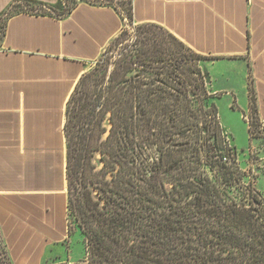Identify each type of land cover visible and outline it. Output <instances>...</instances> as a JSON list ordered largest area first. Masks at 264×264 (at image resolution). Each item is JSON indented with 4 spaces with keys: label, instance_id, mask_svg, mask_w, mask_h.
Listing matches in <instances>:
<instances>
[{
    "label": "trees",
    "instance_id": "16d2710c",
    "mask_svg": "<svg viewBox=\"0 0 264 264\" xmlns=\"http://www.w3.org/2000/svg\"><path fill=\"white\" fill-rule=\"evenodd\" d=\"M79 1L113 7L133 28L109 42L66 104L67 218L85 248L77 264H264V196L220 124V95L200 67L214 58L134 24L131 0H13L0 42L10 17L60 19ZM248 100L251 127L264 130L251 83ZM0 264H11L1 238Z\"/></svg>",
    "mask_w": 264,
    "mask_h": 264
},
{
    "label": "crops",
    "instance_id": "0c3cea01",
    "mask_svg": "<svg viewBox=\"0 0 264 264\" xmlns=\"http://www.w3.org/2000/svg\"><path fill=\"white\" fill-rule=\"evenodd\" d=\"M12 1L0 0V14ZM131 5L134 24H156L214 58L200 67L211 90L236 107L229 109V134H248L242 117L249 114V83L264 128V0ZM121 29L113 7L85 2L60 19L21 13L7 20L0 42V238L11 264H49L60 256L69 264L83 261L66 246L65 110L82 74Z\"/></svg>",
    "mask_w": 264,
    "mask_h": 264
},
{
    "label": "rangeland",
    "instance_id": "374dc122",
    "mask_svg": "<svg viewBox=\"0 0 264 264\" xmlns=\"http://www.w3.org/2000/svg\"><path fill=\"white\" fill-rule=\"evenodd\" d=\"M83 3L79 1V4ZM119 7L128 8V0L122 2H116ZM123 3V4H122ZM122 4V5H121ZM125 13V11H123ZM133 26L128 24V20L125 19V22L122 21V29L120 32H128L132 34ZM119 34V33H118ZM103 52V51H102ZM102 54V53H101ZM100 57V56H99ZM94 63V62H93ZM92 63V64H93ZM91 64V65H92ZM91 65L89 67H91ZM90 69V68H88ZM232 102V101H231ZM215 105L218 110L219 121L221 126L223 127V131L227 141L234 147L237 160L240 168L246 173V180H251L254 182L256 190L260 192L264 191V130L261 128H253L251 127V121L249 118V114L245 119V116L242 117V121L246 124L248 128V134L244 131V133H240V131H234L229 134L226 130L227 128V118L229 117V109L235 110L236 107L234 104H230L229 106V98L220 97L219 100L215 102ZM242 128H245L243 123ZM240 130V129H239ZM250 130V132H249ZM261 195L264 196V192ZM69 228H68V240H67V251H71L74 257L78 256L79 259L84 260L85 257V248L83 236L80 234L79 230L71 223L70 219H68ZM71 249V250H70ZM61 257V256H60ZM52 258L48 263L49 264H59L62 263L61 258Z\"/></svg>",
    "mask_w": 264,
    "mask_h": 264
}]
</instances>
